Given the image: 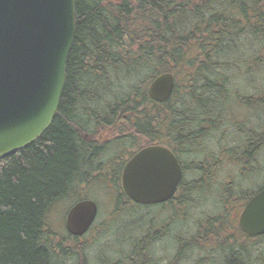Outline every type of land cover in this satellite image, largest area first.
Listing matches in <instances>:
<instances>
[{
  "label": "trees",
  "instance_id": "obj_1",
  "mask_svg": "<svg viewBox=\"0 0 264 264\" xmlns=\"http://www.w3.org/2000/svg\"><path fill=\"white\" fill-rule=\"evenodd\" d=\"M75 14L51 126L0 159V264L69 257L76 264H180L205 248V264H264V234L249 236L238 224L264 186L242 189L241 182L256 176L252 167L264 147V0H75ZM165 72L174 75L175 89L157 102L149 86ZM241 107L246 119L236 124L231 112ZM226 115L232 123L225 125ZM109 128L112 135L102 139ZM226 130L233 143L221 147L233 168L249 173L221 184V159L206 144ZM152 144L175 152L184 178L169 203L142 205L125 193L122 170ZM109 151L115 157L104 160ZM101 178L114 190L109 217L102 225L97 217L82 236L67 230L61 237L48 222L51 208L90 199L77 188ZM189 215L198 217L187 226ZM96 227L90 251L83 239Z\"/></svg>",
  "mask_w": 264,
  "mask_h": 264
},
{
  "label": "water",
  "instance_id": "obj_2",
  "mask_svg": "<svg viewBox=\"0 0 264 264\" xmlns=\"http://www.w3.org/2000/svg\"><path fill=\"white\" fill-rule=\"evenodd\" d=\"M76 32L75 0H0V159L30 145L51 126L66 82V67ZM170 72L149 86L157 102L171 98ZM183 180L177 156L166 146L138 151L125 165V193L142 205L170 200ZM98 204L80 200L69 210L66 228L82 236L92 226ZM241 230L264 234V186L247 202Z\"/></svg>",
  "mask_w": 264,
  "mask_h": 264
},
{
  "label": "rangeland",
  "instance_id": "obj_3",
  "mask_svg": "<svg viewBox=\"0 0 264 264\" xmlns=\"http://www.w3.org/2000/svg\"><path fill=\"white\" fill-rule=\"evenodd\" d=\"M236 109L238 108H234V110H232L231 114H235L234 117H236V124H240L241 122H245L246 119V114L247 112L242 109H238L236 111ZM250 113V112H249ZM255 113H251V115H254ZM259 115L258 112H256V116ZM262 115V114H261ZM248 117V115H247ZM262 118H264V114L262 115ZM263 120V119H262ZM226 122H231L230 119L228 120V115H226L225 117V125ZM227 127V126H226ZM228 128V127H227ZM229 129V128H228ZM227 130L225 131V133L223 134L225 136ZM112 130L111 128L107 129L105 134H102V139L109 137L112 135ZM100 136V137H101ZM220 137V134L218 133L214 138L213 141H211L210 143L206 144L209 147L212 146L211 148H214V152L220 159L222 162V165L219 167V169L221 170L219 173V180L221 181V184H225L229 181H231L232 179L235 180V182L237 183V181H240L241 177L240 175L242 173L247 174L249 172H246L244 170V168L242 166H238L236 168H233V166L231 164V160L229 158V153L224 150L221 145H220V141H222V144H225V149H228L231 145V143H233L232 141H230L229 138H227L225 136V138H222L221 140H218ZM225 139V140H224ZM238 139H241V136L238 137ZM224 140V141H223ZM228 145V146H227ZM205 152V150L203 151ZM249 165H246L245 167H247ZM253 170H256V176H249L246 175V177L241 181L243 183V188L242 189H257L260 185H262L264 183V147L262 149V151H260L259 155L257 156L256 159V163H254V166L252 167ZM240 170V172H239ZM247 178V180H246ZM101 180H103V178H101ZM104 183H102L100 181V183H96V185L92 186V187H82L80 186V188H77V191H80V189L83 190V192L88 193V197L90 199L95 200V202L98 204L99 207V213H98V223L100 225L102 221H106V219L109 217V213L111 212V207L114 206V190L112 188H110V182H105L103 180ZM91 191V192H89ZM99 200V203H98ZM80 201V200H78ZM77 198L76 199H72L70 201L66 200V201H62L60 203L54 204V206L51 208V211L49 213L48 216V222L50 224V227L57 232L59 235H62L61 237H65L68 235L67 229H66V217H67V213L69 212V210L71 209V207L78 202ZM101 203V204H100ZM100 204V205H99ZM231 204L228 207V211H231L230 209ZM159 212L161 213V211L159 210ZM165 214V212H164ZM167 214V212H166ZM214 214V212H213ZM198 217V215H189L187 217V221L189 222V224L187 226H190L192 224V221L194 220L193 218ZM98 231L97 227L94 230V232L92 234H88L87 236H85L83 240L87 241L88 244V248L92 247L90 249V251H95L96 250V245H93L97 236H98ZM262 242V241H261ZM261 246V243H260ZM197 250L196 252H191L190 253V257L186 258L184 260H182L180 262V264H194L198 259H202L205 256V254L208 253V250H210V248H205V249H195ZM194 251V250H193ZM258 252H256V254H258ZM192 257L194 258H191ZM201 261L203 264H205L206 261ZM55 264H58L57 262H55ZM61 264H76V260L72 257L67 258L66 260H64L63 263ZM257 264H261V261L258 262Z\"/></svg>",
  "mask_w": 264,
  "mask_h": 264
},
{
  "label": "flooded vegetation",
  "instance_id": "obj_4",
  "mask_svg": "<svg viewBox=\"0 0 264 264\" xmlns=\"http://www.w3.org/2000/svg\"><path fill=\"white\" fill-rule=\"evenodd\" d=\"M152 145H162V144H152ZM152 145H148V146H152ZM148 146H145V147H148ZM162 146H166V145H162ZM145 147H142V148H140L139 150H137V151H135L134 152V154L133 155H131L130 157H128L127 158V161H126V163H125V165L128 163V161L138 152V151H140L141 149H143V148H145ZM166 147H168V146H166ZM169 148V147H168ZM170 149V148H169ZM174 154H175V152L172 150V149H170ZM115 153H116V151H114V153H112L111 151H109V152H106L105 154H104V156H103V158H104V160H107V159H109V158H113V157H115L114 155H115ZM176 155V154H175ZM177 156V155H176ZM178 158V157H177ZM125 165H124V167H125ZM124 167H123V170H124ZM123 170H122V172H123ZM123 174V173H122ZM107 177L110 179V180H112L113 179V175H112V173L111 172H108L107 173ZM179 188V187H178ZM178 188H177V191H178ZM177 191H176V193H177ZM176 193H175V195H176ZM175 195L171 198V199H174V197H175ZM171 199L170 200H168L167 202H164V203H169L170 201H171ZM250 200V199H249ZM248 200V201H249ZM247 201V202H248ZM247 204V203H246ZM245 204V205H246ZM245 205H244V207H245ZM244 207L242 208V210H241V212H240V214H239V217H238V224H239V218H240V215H241V213H242V211H243V209H244ZM240 227V226H239Z\"/></svg>",
  "mask_w": 264,
  "mask_h": 264
}]
</instances>
